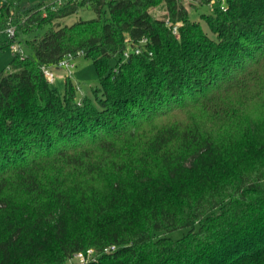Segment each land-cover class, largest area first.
<instances>
[{"label": "trees", "instance_id": "16d2710c", "mask_svg": "<svg viewBox=\"0 0 264 264\" xmlns=\"http://www.w3.org/2000/svg\"><path fill=\"white\" fill-rule=\"evenodd\" d=\"M19 2L0 29H49L0 71V264H264V0H214L213 35L183 0ZM69 53L80 100L43 72Z\"/></svg>", "mask_w": 264, "mask_h": 264}, {"label": "rangeland", "instance_id": "374dc122", "mask_svg": "<svg viewBox=\"0 0 264 264\" xmlns=\"http://www.w3.org/2000/svg\"><path fill=\"white\" fill-rule=\"evenodd\" d=\"M6 1L7 0H0V5H2ZM55 1H57V0H20L18 6L19 7H27L29 5L36 4L39 2H44L45 5H50V4L54 3ZM213 1L214 0H212L210 2V5H208L205 0H183V3L185 4V6L188 8V10L191 13L192 19L201 21L204 30L207 33H209L210 35H213V34H212L208 24L202 19L201 13L208 11L210 9ZM152 11H153L154 16H156V17H162L164 15V13L167 12L165 6L154 7V8H152ZM94 17H96L95 11L92 10L91 8L85 6L79 12L73 13V14L65 17L63 23L71 24V23H74L80 19L88 20V19H92ZM48 29H49V26L46 25L43 28H40L34 32L27 34L24 37V39H23L24 41L22 43L24 53L29 54V52H31L29 50L27 44H26V40L34 39L36 37V35H39V34L40 35L45 34ZM14 55H15L14 52L12 51V49L9 46L0 51V71L4 70V69L5 70L9 69L10 61L13 59ZM74 60H75L76 65H75L72 73H70V74L66 73L65 74L64 70H61V71L56 70V75H55L56 77H55L54 82L51 83V85L53 87H57L59 92H64L66 77L68 76V74L71 75V80L75 84V91L77 94V98L80 100L85 95H92L93 88L99 84V77H98L97 71L95 69L94 63L90 58H86L83 55H78L74 58ZM176 233H178V232H176ZM94 258H95V256L93 255V258H91L90 260H92ZM88 262L85 261L84 263H82V260L80 259V257L78 259V257L76 258L75 256L72 259L73 264H86Z\"/></svg>", "mask_w": 264, "mask_h": 264}, {"label": "built area", "instance_id": "2783aa9c", "mask_svg": "<svg viewBox=\"0 0 264 264\" xmlns=\"http://www.w3.org/2000/svg\"><path fill=\"white\" fill-rule=\"evenodd\" d=\"M67 0H57L54 3H52L51 5H53V7L61 5L62 3L66 2ZM152 10V9H151ZM167 12H165L164 14H166ZM167 23L170 24V21L167 19ZM173 31L176 33L177 32V25L173 26ZM0 35H5L8 39H9V47L12 49V51L14 53H19L21 55H24V49L22 47V44L18 41V39L16 38V26L12 25V24H8L6 27H4L3 29H0ZM136 53L140 52V48H136L135 49ZM129 52H125V56H128ZM76 56L69 53L68 55H66L61 61H59V63L57 65H53V66H44L43 67V72L45 74V76L47 77V79L51 82L54 81L55 79V71L57 68H63L66 70L67 73H72L76 63H75V58ZM68 74V75H69ZM112 248H114V246H112ZM94 255V251L93 249H89L86 253L84 252H77L74 254V256L78 259L80 257V259L82 260V263H84L85 261L88 262L91 258H93ZM72 256L66 264H73L72 263Z\"/></svg>", "mask_w": 264, "mask_h": 264}, {"label": "crops", "instance_id": "0c3cea01", "mask_svg": "<svg viewBox=\"0 0 264 264\" xmlns=\"http://www.w3.org/2000/svg\"><path fill=\"white\" fill-rule=\"evenodd\" d=\"M160 6H165V5H164V4H162V5H160ZM59 70L61 71L62 69H60V68H57V71H59Z\"/></svg>", "mask_w": 264, "mask_h": 264}]
</instances>
